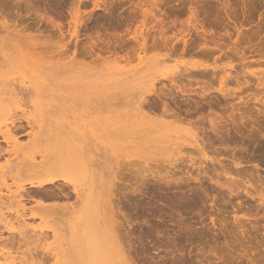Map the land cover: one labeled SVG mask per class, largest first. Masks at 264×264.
<instances>
[{
  "label": "rangeland",
  "instance_id": "rangeland-1",
  "mask_svg": "<svg viewBox=\"0 0 264 264\" xmlns=\"http://www.w3.org/2000/svg\"><path fill=\"white\" fill-rule=\"evenodd\" d=\"M263 52L264 0H0V264H264Z\"/></svg>",
  "mask_w": 264,
  "mask_h": 264
},
{
  "label": "bare ground",
  "instance_id": "bare-ground-1",
  "mask_svg": "<svg viewBox=\"0 0 264 264\" xmlns=\"http://www.w3.org/2000/svg\"><path fill=\"white\" fill-rule=\"evenodd\" d=\"M157 2H159V1H157ZM264 53V52H263ZM219 76V75H218ZM235 90V89H234ZM138 107H140V106H138ZM169 125V124H168ZM9 133V132H8ZM222 152V151H221ZM236 154V153H235ZM242 155V154H241ZM237 157V156H236ZM235 157V158H236ZM256 158V157H255ZM238 159V158H237ZM243 158H242V156H241V160H242ZM234 160V159H233ZM239 162H241V161H239ZM229 163V162H228ZM236 163V162H235ZM238 163V162H237ZM239 169V168H238ZM238 169H237V173H238ZM244 169V168H243ZM245 171H247L246 169H245ZM247 173V172H246ZM44 174V173H43ZM139 173H137V175H138ZM249 175V174H248ZM45 176H46V174H45ZM246 176V175H245ZM230 178V177H229ZM35 179V178H34ZM36 179H37V177H36ZM140 181V180H139ZM144 181V180H143ZM248 181V180H247ZM48 182H53V179H50V180H48ZM228 182H230V181H228ZM239 182H241V181H239ZM44 182H31V185L32 186H34V187H41L42 185H44L43 184ZM115 183H116V181H115ZM224 183V182H223ZM234 182H232V184H233ZM242 183V182H241ZM259 183V182H258ZM237 184H238V181H237ZM229 185V184H228ZM227 185V186H228ZM111 186H113V185H111ZM224 186V185H223ZM230 186V185H229ZM231 186H234V185H231ZM231 186H230V188H231ZM256 186V185H255ZM244 187H246V186H244ZM113 188V187H112ZM57 189V188H56ZM100 189V188H99ZM114 189V188H113ZM113 189H112V192H114L113 191ZM133 189V188H132ZM36 190V189H35ZM50 190V189H49ZM52 190V189H51ZM232 190L233 189H231L230 190V192H232ZM100 191V190H99ZM244 191V190H243ZM248 191V190H247ZM250 191V190H249ZM248 191V192H249ZM60 192H61V190H60ZM117 192V191H116ZM127 192V191H126ZM47 194V193H46ZM114 194V193H113ZM251 194H252V192H251ZM256 194V193H255ZM45 195V194H44ZM52 195H57V193H55V191H52V193H48V196L50 197V196H52ZM102 195V194H101ZM33 196V195H32ZM114 196H115V194H114ZM127 196H128V194H127ZM99 197V196H98ZM113 197V196H112ZM262 197V196H261ZM47 199V198H46ZM129 200V199H128ZM264 201V198L262 197V199H261V201ZM94 201V200H93ZM262 201V202H263ZM261 204V203H260ZM189 205V204H188ZM42 206V205H41ZM46 206H48V205H46ZM45 206V207H46ZM45 207H43V208H45ZM188 207V206H187ZM195 207V206H194ZM40 208H42V207H40ZM183 209V208H182ZM43 210V209H42ZM45 210H48L47 208L45 209ZM54 210V209H53ZM87 214H89L88 216H91L92 214H90L89 212L87 213ZM85 217H86V215H85ZM82 218V217H81ZM80 218V219H81ZM15 219V223L17 222V223H20V224H23V223H21V221L22 222H25V219H24V216L23 215H18L17 217H15L14 218ZM83 220V219H82ZM8 223H10V225L12 226V228H10V231H14L15 232V230H16V226H14L15 225V223L14 222H12V221H10L9 220V222ZM20 224H18V225H20ZM17 225V226H18ZM25 225V224H24ZM115 225V224H114ZM21 226V225H20ZM93 226V225H92ZM19 227V226H18ZM22 227H24V226H22ZM63 228V227H62ZM61 228V229H62ZM89 228L90 227H88V230H89ZM59 229V228H58ZM19 230V229H18ZM21 230V229H20ZM63 230H64V228H63ZM88 230L85 232V233H83V234H85L86 235V233H88ZM25 231V230H24ZM93 231H95L94 229H93ZM93 231L91 232L92 233V235H95V232L93 233ZM100 231V230H99ZM106 231V230H105ZM118 231V230H117ZM218 231V230H217ZM13 233V232H12ZM24 233V232H23ZM90 233V234H91ZM121 233V232H120ZM59 234H61V233H59ZM58 234V235H59ZM89 234V235H90ZM96 235H97V233H96ZM101 235V234H100ZM122 235H124L123 233H122ZM27 236V235H26ZM57 236V235H56ZM59 237V236H58ZM94 237V236H93ZM97 237V236H96ZM122 237V236H121ZM89 239V237L87 236V240ZM86 240V239H85ZM101 240H102V238H101ZM106 240V239H105ZM132 240V239H131ZM130 240V241H131ZM63 241V240H62ZM89 242H90V244H88V246L87 245H85L86 247L84 248V250H85V252L88 254V255H90V259L92 260V263L93 264H108V262H110V260H111V258H113V251L111 250V249H104V247H103V249H102V246L101 247H99L100 246V244L102 243L99 239H96L95 237H94V239L92 238V241L89 239L88 240ZM104 241V240H103ZM129 241V242H130ZM88 242V243H89ZM85 243H86V241H85ZM107 243V242H106ZM104 244H105V242H104ZM102 245H103V243H102ZM62 246V245H61ZM105 246V245H104ZM98 247V248H97ZM106 247V246H105ZM120 247V246H119ZM54 248V247H53ZM3 249V248H2ZM1 251H3V250H1ZM97 251H98V254H96L97 253ZM127 252V251H126ZM114 253H116V252H114ZM7 255V254H6ZM127 255V254H126ZM4 256V255H3ZM116 256V255H115ZM5 257V256H4ZM7 257V259L10 261V263L9 264H22L23 262V260L21 261H18V257L16 256V255H13L12 253L9 255H7L6 256ZM5 257V258H6ZM129 257V256H128ZM134 259V258H133ZM133 262H134V260H133ZM132 262V263H133ZM90 263V262H89ZM88 264V263H87Z\"/></svg>",
  "mask_w": 264,
  "mask_h": 264
}]
</instances>
